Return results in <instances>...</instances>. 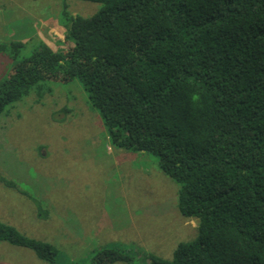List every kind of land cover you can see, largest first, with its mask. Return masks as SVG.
I'll list each match as a JSON object with an SVG mask.
<instances>
[{"label": "trees", "instance_id": "16d2710c", "mask_svg": "<svg viewBox=\"0 0 264 264\" xmlns=\"http://www.w3.org/2000/svg\"><path fill=\"white\" fill-rule=\"evenodd\" d=\"M84 1L100 8L63 13L64 50L20 57L11 43L0 114L78 78L114 145L156 155L179 185V213L197 221L196 240L170 259L148 252V264H264V0ZM5 241L56 264L55 245L0 222ZM132 260L117 247L88 264Z\"/></svg>", "mask_w": 264, "mask_h": 264}, {"label": "rangeland", "instance_id": "374dc122", "mask_svg": "<svg viewBox=\"0 0 264 264\" xmlns=\"http://www.w3.org/2000/svg\"><path fill=\"white\" fill-rule=\"evenodd\" d=\"M100 3L84 0H0V80L40 45L64 50L66 16L89 17ZM31 89L0 114V222L56 246V264H88L106 248L132 262L146 253L172 258L180 242L198 238L197 221L177 208L179 185L148 152L116 147L78 78ZM39 100V101H37ZM0 264H49L28 248L0 242Z\"/></svg>", "mask_w": 264, "mask_h": 264}]
</instances>
